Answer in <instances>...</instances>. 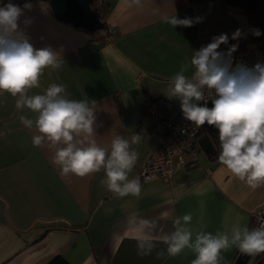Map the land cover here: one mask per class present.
<instances>
[{
	"label": "crops",
	"instance_id": "0c3cea01",
	"mask_svg": "<svg viewBox=\"0 0 264 264\" xmlns=\"http://www.w3.org/2000/svg\"><path fill=\"white\" fill-rule=\"evenodd\" d=\"M50 1L15 4L31 5L18 22L29 42L36 49L51 48L62 61L57 71L44 70L40 87L29 95L56 83L66 86L69 99H86L100 147L110 150L117 135L129 141L139 135L140 142L131 145L139 158L129 179H140L141 193L114 196L100 183L103 169L85 177L62 174L52 151L32 145L35 128L19 122L20 115L35 120L36 114L18 111L15 98L0 94V264H47L57 256L68 264H191L195 254L187 249L175 257L166 252L163 236L174 230L175 218L192 215L193 238L199 231L230 233L235 224L251 229L264 210V186L247 187L201 152L195 164L178 167L171 180L140 176L159 144L145 123V99L170 98L171 78L214 37L227 34L228 41L243 42L247 16L226 0H141L139 6L133 0H104L110 8L106 30L95 35L58 20ZM173 15L192 19L193 26L164 22ZM237 30L240 36L233 39ZM102 43V49L78 57L85 47ZM218 50L227 52L222 44ZM142 221L155 227L144 228ZM145 239L155 247L141 256L137 243ZM239 254L235 246L222 251L220 264H234Z\"/></svg>",
	"mask_w": 264,
	"mask_h": 264
},
{
	"label": "clouds",
	"instance_id": "9594fccd",
	"mask_svg": "<svg viewBox=\"0 0 264 264\" xmlns=\"http://www.w3.org/2000/svg\"><path fill=\"white\" fill-rule=\"evenodd\" d=\"M133 3L139 6L141 0ZM30 7L25 3L22 9L11 2L0 7V94L15 98L18 111L27 108L36 114L35 120L20 115L19 122L29 130L35 128L32 145L52 151L53 163L62 174L85 177L103 169L105 177L100 183L108 192L120 198L139 197L140 179H129L139 158L131 145L140 142L139 135H133L131 141L117 135L110 150L100 147L94 139V110L86 99H69L66 86L56 83L42 94L29 95L31 89L40 87L45 69L57 71L62 67L56 52L51 48H34L20 31V17ZM163 19L174 28L191 27L194 23L190 18L179 19L175 15ZM24 23L30 21L26 19ZM253 34L262 33L256 29ZM239 36L237 30L232 38ZM228 39L227 34H221L194 51L190 61L182 64L171 78L168 96L180 101L184 118L197 128L207 123L218 130L219 164L233 178L255 190L264 186V64H239L232 68L231 57L238 44L230 46L226 53L218 50ZM190 68L191 76L186 75ZM205 89L215 94L212 108L199 103L205 100ZM191 221L190 213L175 218L174 230L163 236L169 257L187 249L195 254L191 264H220L221 252L233 246L242 254L264 253V221L252 229L235 224L230 233L199 231L194 238L188 226ZM141 226L155 227L148 221H142ZM154 247L148 239L137 243L141 256L149 255Z\"/></svg>",
	"mask_w": 264,
	"mask_h": 264
},
{
	"label": "built area",
	"instance_id": "2783aa9c",
	"mask_svg": "<svg viewBox=\"0 0 264 264\" xmlns=\"http://www.w3.org/2000/svg\"><path fill=\"white\" fill-rule=\"evenodd\" d=\"M113 33L109 32L108 39ZM204 92L205 100L199 103L201 106L210 107L216 98L215 94L207 89ZM143 114L150 133L159 142L156 154L142 170L144 181L152 178L171 180L178 167L195 164L198 161L197 157L200 154L198 139L204 127L197 128L184 118L178 99L151 95L144 101ZM262 221L264 210L255 215L251 229L259 227ZM262 254L264 253L254 254V257Z\"/></svg>",
	"mask_w": 264,
	"mask_h": 264
},
{
	"label": "trees",
	"instance_id": "16d2710c",
	"mask_svg": "<svg viewBox=\"0 0 264 264\" xmlns=\"http://www.w3.org/2000/svg\"><path fill=\"white\" fill-rule=\"evenodd\" d=\"M226 3L229 7L243 12L247 16L249 23L247 37L243 42L228 41L227 44H222L226 51H228L230 46L238 44L237 51L232 54V68L239 64H244L248 67H254L257 63L264 64V0H226ZM91 9L105 23V19L110 12L109 6L105 2L98 4L97 0H93ZM256 29H259L262 33L260 36L253 34ZM212 107L213 104L209 108ZM203 127L204 130L198 139L200 152L210 160L218 162V130L207 123ZM47 264H68V262L63 257L57 256ZM251 264H264V254L254 257Z\"/></svg>",
	"mask_w": 264,
	"mask_h": 264
},
{
	"label": "water",
	"instance_id": "95a60500",
	"mask_svg": "<svg viewBox=\"0 0 264 264\" xmlns=\"http://www.w3.org/2000/svg\"><path fill=\"white\" fill-rule=\"evenodd\" d=\"M92 2L93 0H51L50 5L58 20L69 22L76 28L92 33L104 31L106 24L93 13ZM103 47V43L87 46L79 53L78 57L81 59L88 51L100 50ZM253 257L254 254L240 253L234 264H251Z\"/></svg>",
	"mask_w": 264,
	"mask_h": 264
},
{
	"label": "rangeland",
	"instance_id": "374dc122",
	"mask_svg": "<svg viewBox=\"0 0 264 264\" xmlns=\"http://www.w3.org/2000/svg\"><path fill=\"white\" fill-rule=\"evenodd\" d=\"M7 0H5L4 2H1V4H0V6H3L4 5V3L6 2ZM9 2H11V3H13V4H16L17 2H18V0H9L8 1V3ZM97 2H98V4H101L102 2H105L104 0H97ZM102 32V31H101ZM101 32H91L90 34H95V35H98L99 33H101ZM174 99V98H173ZM156 154V153H155ZM152 159V158H151ZM150 159V160H151ZM150 160L147 162V164L145 165V166H147L148 164H149V162H150ZM144 169V168H143ZM142 173H143V171H141V174H140V176H141V179L143 180V176H142ZM144 181V180H143Z\"/></svg>",
	"mask_w": 264,
	"mask_h": 264
},
{
	"label": "bare ground",
	"instance_id": "6f19581e",
	"mask_svg": "<svg viewBox=\"0 0 264 264\" xmlns=\"http://www.w3.org/2000/svg\"><path fill=\"white\" fill-rule=\"evenodd\" d=\"M254 258V257H253Z\"/></svg>",
	"mask_w": 264,
	"mask_h": 264
}]
</instances>
